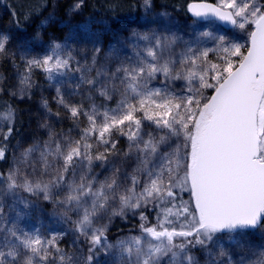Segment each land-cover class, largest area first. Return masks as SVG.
<instances>
[{"label":"snow or ice","instance_id":"snow-or-ice-1","mask_svg":"<svg viewBox=\"0 0 264 264\" xmlns=\"http://www.w3.org/2000/svg\"><path fill=\"white\" fill-rule=\"evenodd\" d=\"M0 6L12 25L0 66L15 73L10 85L0 72V264H264V0H185L173 6L192 18L183 30L139 0L127 8L144 24L107 45L121 0H97L99 20L47 43L62 0ZM45 88L71 127L57 128ZM38 91L26 142L18 103ZM43 205L64 227L30 223Z\"/></svg>","mask_w":264,"mask_h":264},{"label":"trees","instance_id":"trees-1","mask_svg":"<svg viewBox=\"0 0 264 264\" xmlns=\"http://www.w3.org/2000/svg\"><path fill=\"white\" fill-rule=\"evenodd\" d=\"M5 2H7V0H5ZM64 2L65 3L63 7H61L60 10L58 11L56 21L50 24L46 29L42 30L48 34L45 36V40H48V36H56V37L66 36L73 27L77 28L79 25L84 24L89 16H93L95 20L100 19V16H98L91 7V5L93 3H96L97 0H88L89 6L86 7L81 14L73 15L70 17V20L68 22H65L63 18L65 16L64 14L66 11V6H68L71 2L69 0H64ZM154 2L156 8L158 9L162 8L165 10V6H166V10L176 18L186 21H192L190 14H186L185 10L183 9H178L176 11L173 10L174 5L178 3H184L185 0H154ZM121 3L125 7L122 11L116 14L115 19H111V18L108 19L109 30L107 32H103L102 27L98 23H94L92 25L95 29H99V31L103 32L105 45H107L108 42L111 40L113 34L117 33L116 27L121 28L122 25L134 24L141 19V10L137 9L136 11H131L127 8L128 4H132V3L138 4L139 0H121ZM2 9H3V13L0 17V24L3 25L2 26L3 28H7L8 26H10L11 28L12 27V25L10 24L11 17L4 9V7H2ZM46 15L47 12H44L43 16L32 21L29 25H27L26 31L22 33L14 32V35H16V39L20 43H23V40L25 41L31 40V38L37 31L41 23V20ZM0 72H3L4 75L8 77V83L10 85L15 83V79H14L15 73L10 64L0 66ZM36 79H38L41 83H43V76L40 75L39 73H37ZM40 95L41 93L38 91L35 97L33 98V100L18 103V107L22 110L24 124L21 128V136H18L17 139L23 137V139L26 142H30L28 138L33 134L35 130V117L37 114L42 112V109H40L39 107ZM54 95H55L54 91L48 90L47 88H45V90L43 91V96L48 98L52 111L60 112L59 120L57 121L56 118L54 117L53 122L56 124L58 129L60 128L67 129L71 127L72 121L67 118V116L65 115L62 109L57 108V105L53 100ZM4 99H8V97L5 96ZM121 146H123V141H121ZM6 167L7 166L5 164L0 162V168H6ZM45 206L50 207L48 205ZM29 219L35 222H40V223L42 222L43 224L42 230L45 235L48 234L49 230L51 229L50 227L54 225L46 216H44L39 212L34 213ZM55 225L59 227V229L61 228L60 225L58 224ZM116 225L122 228L125 232H127V226H125L121 221L117 220ZM113 233H115V227L113 228ZM70 245H71V237L70 236L65 237L62 246L65 248H69Z\"/></svg>","mask_w":264,"mask_h":264},{"label":"rangeland","instance_id":"rangeland-1","mask_svg":"<svg viewBox=\"0 0 264 264\" xmlns=\"http://www.w3.org/2000/svg\"><path fill=\"white\" fill-rule=\"evenodd\" d=\"M71 3L73 2V0H69ZM64 0H62V6L61 7H63V5H64ZM70 3V4H71ZM155 3V2H154ZM69 4V5H70ZM156 10L157 11H164V9H158V8H156ZM2 13H3V9H2V7L0 6V17H1V15H2ZM48 14V13H47ZM57 14H58V12H57ZM65 16H64V18H63V20L65 21V22H68L69 20H70V17L71 16H69V15H67L66 14V11H65V14H64ZM143 12L141 11V19L139 20V21H137L136 23H134V24H129V25H122L121 26V28H118V27H116V34H113V36H112V38H111V40L114 38V35L116 36V37H119L121 34H123V35H127V33L128 32H130L133 28H139V27H141L143 24H144V20H143ZM47 16V15H46ZM173 16V15H172ZM173 18L175 19V22H176V24H177V26L181 29V30H183L187 25H190L191 24V22L192 21H186V20H181V19H178V18H176L175 16H173ZM3 25L2 24H0V30H2V29H10V26H8L7 28H3L2 27ZM93 27V26H92ZM217 27L218 28H220L222 31H224V32H228L229 34H231L232 33V30L231 29H229V30H227V29H225L222 25H220L218 22H217ZM74 29H76L75 27H73L71 30H74ZM42 30H44V29H42ZM93 31H99V29H95L94 27H93ZM69 33H70V31H69ZM69 33L66 35V36H64V37H58V38H60V39H63V38H65V37H67V36H69ZM56 37V36H55ZM102 39H103V41H104V36L102 35ZM110 40V41H111ZM29 41V40H28ZM23 42H25V40H23ZM45 43H47V40H45ZM34 47H36L37 48V51H39V47L38 46H35L34 45ZM74 99H79L78 97H75ZM41 203H43V202H41ZM44 207H45V213L43 214L44 216H46L50 221H51V223L52 224H54L53 226H51L50 228V230H59V227H57L55 224H57L54 220H51L50 219V217L46 214L47 213V211H50V207H47V206H45V205H43ZM30 223L31 224H33V225H36L37 227H39L40 225H41V223L40 222H35V221H32V220H30ZM60 227L62 228V227H64V226H62V225H60ZM60 228V229H61ZM43 231V230H42Z\"/></svg>","mask_w":264,"mask_h":264},{"label":"water","instance_id":"water-1","mask_svg":"<svg viewBox=\"0 0 264 264\" xmlns=\"http://www.w3.org/2000/svg\"><path fill=\"white\" fill-rule=\"evenodd\" d=\"M220 25H222L225 29H227V30H229V29H231L230 28V26H228V25H224V24H222V23H220V22H218Z\"/></svg>","mask_w":264,"mask_h":264}]
</instances>
